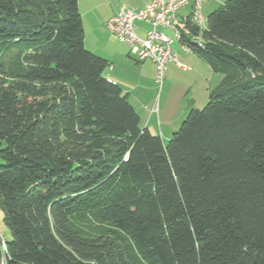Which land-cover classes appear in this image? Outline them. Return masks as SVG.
Segmentation results:
<instances>
[{
  "label": "trees",
  "instance_id": "trees-1",
  "mask_svg": "<svg viewBox=\"0 0 264 264\" xmlns=\"http://www.w3.org/2000/svg\"><path fill=\"white\" fill-rule=\"evenodd\" d=\"M187 29L224 78L164 144L86 49L79 0H0L7 264H264V0Z\"/></svg>",
  "mask_w": 264,
  "mask_h": 264
},
{
  "label": "rangeland",
  "instance_id": "rangeland-1",
  "mask_svg": "<svg viewBox=\"0 0 264 264\" xmlns=\"http://www.w3.org/2000/svg\"><path fill=\"white\" fill-rule=\"evenodd\" d=\"M228 0L204 1L202 14L207 17L222 7ZM136 5L133 0H80L85 47L88 51L111 62L118 69L120 85L126 94H131L130 102L141 117V126L159 135L168 144L173 134L178 132L191 110H203L210 101V93L220 84L224 76L215 74L197 55L180 50L181 44L174 41L173 51L187 69L167 65L163 85L156 79V68L152 61L136 63L135 57L128 58L130 46L111 34L107 22L123 6ZM190 7L180 11L187 16ZM171 38L174 33L163 30ZM111 72L109 68L105 75ZM112 73V72H111ZM162 133V136H161ZM162 138V139H163ZM4 161L0 158V165ZM0 238L12 240L11 232L4 223L0 208ZM1 256V251H0Z\"/></svg>",
  "mask_w": 264,
  "mask_h": 264
},
{
  "label": "built area",
  "instance_id": "built-area-1",
  "mask_svg": "<svg viewBox=\"0 0 264 264\" xmlns=\"http://www.w3.org/2000/svg\"><path fill=\"white\" fill-rule=\"evenodd\" d=\"M204 1L208 0H151L143 9L123 6L107 22L108 31L130 46V53L138 62L150 60L156 68V81L163 85L166 67L169 63L187 69L172 49L174 41L181 44L182 30L188 31V23L200 30L206 28V18L202 14ZM190 7L187 16L181 17L180 11ZM188 19V20H187ZM174 33L171 38L163 30ZM202 47L200 37L192 38ZM185 52L188 48L181 44ZM0 264H7V243L0 238Z\"/></svg>",
  "mask_w": 264,
  "mask_h": 264
},
{
  "label": "crops",
  "instance_id": "crops-1",
  "mask_svg": "<svg viewBox=\"0 0 264 264\" xmlns=\"http://www.w3.org/2000/svg\"><path fill=\"white\" fill-rule=\"evenodd\" d=\"M80 1V0H79ZM151 2V0H133V3H135L136 5L134 6V5H130V7H133V8H135V9H143V8H145V6L147 5V4H149ZM127 6H129V5H127ZM119 11H116L115 12V14L114 15H116L117 13H118ZM114 15H112V17L114 16ZM180 50L182 51V48H181V46H180ZM131 56V58H132V55H131V53L130 52H128V58H130V56ZM111 63V62H110ZM136 63H143V62H138L137 60H136ZM154 64V63H153ZM170 65L172 64V63H169ZM168 64V65H169ZM110 69H111V72L106 76L107 77V79L109 80V81H111V82H113L114 84H117V85H119L121 88H122V86L120 85L121 83H120V81H119V77H118V75H116V72L118 71V69H116V67L114 68L113 67V65H112V63H111V67H110ZM222 81V80H221ZM124 91V90H123ZM125 93V92H124ZM128 95H129V100H131L132 99V97H131V94H129L128 93ZM147 127V126H146ZM161 136H162V133H161ZM163 138V137H162ZM166 138H169V137H165V138H163V140H165Z\"/></svg>",
  "mask_w": 264,
  "mask_h": 264
}]
</instances>
